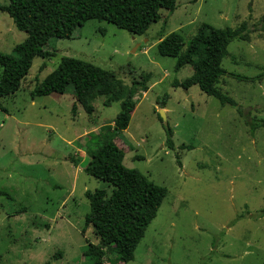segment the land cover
Returning <instances> with one entry per match:
<instances>
[{"label": "rangeland", "instance_id": "obj_1", "mask_svg": "<svg viewBox=\"0 0 264 264\" xmlns=\"http://www.w3.org/2000/svg\"><path fill=\"white\" fill-rule=\"evenodd\" d=\"M160 15L143 37L89 21L70 40L50 39L51 56L35 59L15 95L0 99V264H94L83 255L96 244L85 227V194L103 190L110 196L112 188L83 169L100 139L123 151L124 167L167 190L128 264H264V129L252 135L246 125L264 121V0H177L173 14ZM242 23L250 42L228 46L222 62L227 76L218 88L244 117L197 87H172L193 72L187 66L175 73L176 59L157 54L160 38L180 35L184 51L203 24L234 29ZM25 40L0 13V53L12 55ZM63 58L114 73L126 86L151 76L148 91L134 97L125 132L113 131L120 103L105 107L96 99L90 117L79 105L72 113L70 93L30 97ZM103 264H117L116 255L106 253Z\"/></svg>", "mask_w": 264, "mask_h": 264}, {"label": "trees", "instance_id": "obj_2", "mask_svg": "<svg viewBox=\"0 0 264 264\" xmlns=\"http://www.w3.org/2000/svg\"><path fill=\"white\" fill-rule=\"evenodd\" d=\"M177 0H9L0 6L17 31L26 35V40L14 48L12 55L0 53V99L15 95L28 76L35 59H47L50 39L70 40L75 30L89 21L106 22L127 32L133 37H143L149 28L161 19V11L173 14ZM264 31V18L261 21ZM246 23L238 27L216 29L201 25L183 51L184 41L176 33L160 38L157 54L163 58L176 59L174 71L191 67L192 76L182 82L174 81L173 88L189 90L197 87L201 93L216 99L221 106L242 109L218 88L221 79L227 76L222 62L228 57V46L234 41L250 42ZM177 50V52H175ZM151 76H141L140 82L130 86L122 84L114 73L86 62L71 58L61 59L58 67L41 83L36 82L30 94L32 99L72 94L75 104L92 117L93 103L104 99L103 105L120 103V112L113 122V131L121 134L129 126L135 110L134 97L138 91L147 92ZM239 81H249L237 78ZM167 96L159 104L164 109ZM159 120L160 117H158ZM250 133L264 129V121H246ZM166 146L173 149V133L166 126ZM97 149L89 155L83 172L112 188L106 191L87 192L90 212L85 217V227L91 228L96 244H88L84 257L94 259V264H103L106 253H114L117 264L133 262L137 246L144 238L149 225L156 218L167 190L143 179L138 172L124 167V153L112 141L99 140ZM264 215V212H262ZM60 255L54 257L57 259ZM50 264V263H47Z\"/></svg>", "mask_w": 264, "mask_h": 264}, {"label": "crops", "instance_id": "obj_3", "mask_svg": "<svg viewBox=\"0 0 264 264\" xmlns=\"http://www.w3.org/2000/svg\"><path fill=\"white\" fill-rule=\"evenodd\" d=\"M86 134H87V133H84V136H86ZM85 157H86V156H83V158H77V159H74L73 162H71V163L77 165L76 162L79 161V160H84ZM85 162H86V161H85Z\"/></svg>", "mask_w": 264, "mask_h": 264}, {"label": "water", "instance_id": "obj_4", "mask_svg": "<svg viewBox=\"0 0 264 264\" xmlns=\"http://www.w3.org/2000/svg\"><path fill=\"white\" fill-rule=\"evenodd\" d=\"M159 113L161 115V118L164 119L165 117H164V114L162 113V111H160Z\"/></svg>", "mask_w": 264, "mask_h": 264}, {"label": "built area", "instance_id": "obj_5", "mask_svg": "<svg viewBox=\"0 0 264 264\" xmlns=\"http://www.w3.org/2000/svg\"><path fill=\"white\" fill-rule=\"evenodd\" d=\"M83 158V157H82Z\"/></svg>", "mask_w": 264, "mask_h": 264}]
</instances>
